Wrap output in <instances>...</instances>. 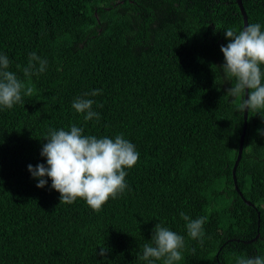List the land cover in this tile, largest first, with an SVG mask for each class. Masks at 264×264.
<instances>
[{
  "label": "trees",
  "instance_id": "trees-1",
  "mask_svg": "<svg viewBox=\"0 0 264 264\" xmlns=\"http://www.w3.org/2000/svg\"><path fill=\"white\" fill-rule=\"evenodd\" d=\"M242 4L264 31V0ZM228 28L243 29L236 0H0V55L34 88L0 106V264H148L157 223L185 238L176 264L264 256V112H247L239 195L243 114L219 70ZM33 52L46 71L25 78ZM97 89L87 98L100 118L86 121L72 104ZM72 125L122 134L139 153L127 189L99 213L82 199L60 203L52 181L37 188L28 171L47 166L49 130ZM181 212L207 218L203 246Z\"/></svg>",
  "mask_w": 264,
  "mask_h": 264
},
{
  "label": "clouds",
  "instance_id": "clouds-1",
  "mask_svg": "<svg viewBox=\"0 0 264 264\" xmlns=\"http://www.w3.org/2000/svg\"><path fill=\"white\" fill-rule=\"evenodd\" d=\"M224 36L228 43L220 47L225 62L219 70L226 83L232 85L227 89L226 96L233 102L239 101L238 113L244 114L247 110L248 113L260 114L264 112V71L261 67L264 66V31L257 23L239 31L228 28ZM9 66V58L0 55V106L12 109L14 105L22 103V92L30 96L34 88L9 71ZM46 67L47 60L33 52L27 67L23 69V75L30 78L42 74ZM101 91L93 90L74 100L73 109L86 114V121L93 118L99 120V114L92 110L95 101L87 97H95ZM82 133L83 129L76 125H72L69 131L50 129L49 138L41 151L47 166L28 165V171L38 181L37 188L43 189L50 179L52 189L60 194V203L71 205L82 199L94 212L99 213L110 198L115 200L125 192L128 187L125 169L137 164L139 153L122 134L113 140L109 137L84 136ZM180 216L185 221L188 237L198 240L203 246V225L207 218L192 219L183 212ZM150 241L143 246L141 257L148 264L159 260H163V264L181 261L185 248L182 235L157 223ZM106 253L107 250L101 248L98 255L104 257ZM235 261L236 264H264V256H235Z\"/></svg>",
  "mask_w": 264,
  "mask_h": 264
},
{
  "label": "water",
  "instance_id": "water-1",
  "mask_svg": "<svg viewBox=\"0 0 264 264\" xmlns=\"http://www.w3.org/2000/svg\"><path fill=\"white\" fill-rule=\"evenodd\" d=\"M236 4L239 8L240 14L242 16V20H243V29L248 25L247 23V16L246 13L244 11L243 8V4H242V0H236ZM245 99H247V95L245 96ZM247 110H245V113L243 114V125H242V131H241V135H240V139H239V145H238V151H237V157L234 161L233 167H232V180H233V184H234V188L237 191V193L239 195H241L238 186H237V182H236V177H235V171H236V167L241 159L242 156V151H243V143H244V138H245V134H246V129H247ZM245 204L248 206H253L250 202L244 200ZM254 240V239H253ZM253 240H250L246 243H250Z\"/></svg>",
  "mask_w": 264,
  "mask_h": 264
}]
</instances>
